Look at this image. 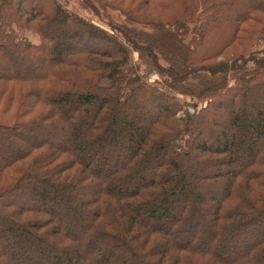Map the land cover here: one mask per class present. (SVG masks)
<instances>
[{
  "label": "trees",
  "instance_id": "obj_1",
  "mask_svg": "<svg viewBox=\"0 0 264 264\" xmlns=\"http://www.w3.org/2000/svg\"><path fill=\"white\" fill-rule=\"evenodd\" d=\"M25 1L0 0V54L6 61L0 66L10 68L15 63L17 67L29 60L36 66L23 73L12 67L10 73H0V85L9 86L0 92V145L27 141L25 133L33 127L66 135L70 144L35 141L0 158V219L9 218L16 226L5 227L6 237L29 239V243L22 241L21 248H28L29 254L34 250L68 255L67 251L77 250V264H264V236L233 256L223 255L232 249L227 241L238 242L245 229L264 222V147L252 150L247 165L227 174L216 172L212 180L202 176L209 188L220 179L227 183V190L214 199L211 230L203 234H209L206 245L199 243L203 232L196 219V209L205 206V195L194 185L191 172L214 161L235 163V139H225L223 147L198 141L199 126L212 112H226L231 125L240 128L237 107L248 102L260 119L259 135L264 136V107L251 102L253 95L264 90V26L257 28L259 21H254L264 5L249 6L237 15L227 45L203 51L208 38L226 24L224 8L240 0L227 5L224 0H178L182 12L164 21L147 14L145 28L132 26L140 22L130 15L131 7L122 8L113 0H70L80 7L73 9L62 0H30L23 10ZM155 1L139 0V9ZM111 11H119L124 20ZM67 25L108 48L67 57L56 50L58 43L51 35L56 27ZM19 28L35 32L40 40L21 35ZM242 31L240 51L218 60ZM165 35L175 36L183 48L185 57L180 61L169 56ZM135 51L137 61L132 59ZM51 53L56 56L49 58ZM152 73L159 76L155 82L148 80ZM178 93L194 99L192 115L187 110L177 116V111L186 110ZM30 96L36 97L31 105L26 101ZM5 97L18 101L16 113L9 104L4 114ZM137 100L161 105L159 112L145 111L149 124L142 131L137 126L142 117L136 115L134 121L124 117L125 109L138 106ZM203 100L207 106L200 108ZM119 121L124 130H116ZM161 127L167 131L162 128L159 134ZM135 129L139 142L127 161L102 174L108 159L122 147L123 133L131 136ZM87 150L92 154L82 156ZM152 160L155 174L145 178L144 169ZM90 186L95 188L91 196H75ZM55 191L69 194L62 202L54 199L60 208L64 204L65 219L73 213L88 218L78 232L65 231L59 211L47 205ZM26 193L42 205H24L13 198ZM159 202L166 205L162 208ZM177 203L179 213L170 222L151 224L160 211L169 217ZM146 208L147 217L141 218ZM182 233L189 237L178 243ZM45 238L54 242L45 244ZM83 245L100 248L86 255ZM16 254L0 246V264L12 263ZM61 260L49 264H61Z\"/></svg>",
  "mask_w": 264,
  "mask_h": 264
},
{
  "label": "rangeland",
  "instance_id": "obj_2",
  "mask_svg": "<svg viewBox=\"0 0 264 264\" xmlns=\"http://www.w3.org/2000/svg\"><path fill=\"white\" fill-rule=\"evenodd\" d=\"M62 1L70 9H73L74 6L79 7L77 3L74 1H70V0H62ZM224 1L226 2L225 4L227 5L231 0H224ZM29 2L30 0H26L23 3V10L28 8ZM113 2L117 3L122 8L131 7L130 15L132 17L139 18V22H140L139 24L132 23V26H135L138 28L146 27L145 21L149 20V18L145 16L147 14L153 15L155 17L160 16V18H157V19H161L164 21L165 19L175 16L179 11L182 12V9L180 8L178 0H158V1L153 2L148 7L140 6L141 9H139V0H113ZM231 2L229 3L228 7L224 8V10L222 11V15L224 16V21L226 24H223L219 27L220 32H218V34L208 38L207 47L204 48L203 51L204 50L206 51V49L213 50V48L221 45L222 43H223L222 45L224 44L227 45V43L229 42L227 38L229 37L231 29L237 20L236 19L237 15H241V13H243L244 10L246 11L249 6H252L255 4L264 5V0H240L236 3L234 2L231 3ZM45 7H48V5H45ZM111 13L114 14L119 19L124 20L125 18V16L121 15L119 11H111ZM87 15H88V12H87ZM254 21H259V23H257L258 24L257 28L259 27L261 28L262 26H264V12L257 13ZM247 25L248 23L243 25V27ZM70 27H72V25L61 26V27L58 26L54 29L53 32H51V35L55 37L58 43L56 50L59 52H64V55L66 56L69 54V56L67 57H72V56L78 57L82 55V53H85L88 50H91V49L98 50V49H103L104 47H106L105 44L99 45L96 42H92L91 40H88L84 32L72 30V28ZM18 30L20 31L21 35L23 36L25 35L32 41L36 42L40 40L39 35L36 34L35 32H30L28 30L21 29V28H19ZM242 35H243V31L239 33L238 35L239 38H236L234 42L230 46H228V48H226L225 51L227 52H225L224 55L219 57L218 60L219 59L224 60V57L227 55L228 52H229L228 57L230 58L232 54H236L240 51L241 49L240 47H242V45L238 44V42H239V39L242 37ZM163 39H164V42H166L164 47L168 48L167 50H168V53L171 59H174V61H180L183 58V56L185 57L183 48L181 47L179 43L175 41L176 39L175 36L165 35ZM69 46L70 48H68ZM170 46L173 47L172 51H171ZM55 56H56L55 53L49 54V58H54ZM132 59L134 61H137L139 59V54L136 51L133 52ZM230 60H232V58ZM0 64H6V61L1 54H0ZM15 66L16 64L14 63L13 66H11L12 69L20 73L36 69V66L30 60L22 65L20 64V65H17V67ZM11 67L9 68L8 65L3 66V67L0 66V73H10V71L12 70ZM158 79H159V76L157 73H152L151 75H149V78H148L149 82H155ZM34 85H37V84L35 83ZM8 87L9 86L1 84L0 92L3 91L5 88L9 90ZM15 93L18 94L17 89ZM263 94H264V90L262 91V93H257V95H253L251 102L254 103L255 106L264 107V101H262L261 99ZM176 96L178 97V100L180 101V103L182 102L186 108V110L181 109L177 111L178 112L177 116L179 117L184 116L187 110L190 113V115H192L195 111L194 107L192 106V103H194V99L190 95L183 94V93H178L176 94ZM26 101L27 102L29 101L31 105L36 101V97L30 96L28 97ZM207 102H208L207 100H203L202 102H200L199 107L201 108V107L207 106ZM9 104H12L11 111L13 113H16L17 108L20 106L18 101H15L10 97H5L3 102L1 103V105H4L5 107V108L3 107L5 111L4 114H6L7 111H9L7 109V106ZM136 104L138 106H132L133 107L132 109L127 108L124 110V113L126 115V116L124 115V117L128 121H134V117L136 115L138 117H142L140 119V123L137 124L138 128H140L142 131V130H145L149 124V120H148L149 114L145 113V111L146 112L154 111V113L159 112L161 110L160 109L161 105L159 102L154 101V100H150L149 102H146L145 100H137ZM237 109L242 119L240 128L235 127L234 125H231L229 121V117H227L226 115V112H217V115L216 114L214 115L213 112L210 113L208 117L206 116L205 122H202V124L199 126L198 141L202 144H207V145H212V146L214 145L215 147H218V146L223 147L225 139H235V147L233 149L235 163L231 164L228 161H226L225 163L219 165V163H216L214 161L208 165L200 166V168L199 166L197 168L195 167L191 171L192 173H194L195 178H196L194 185L195 186L199 185L200 188H198V190H202L205 195V198H204L205 206H202L201 209L200 208L196 209L197 211L196 219L200 221V225L202 227L201 233L203 232L202 235L200 236L201 238L199 242L201 245H206L209 240V234L206 235L207 237H204L203 234H205V230H207L208 233H210V230H211L209 221L211 219V216H213V212L215 210L214 208L215 204H217V201H215L214 199H218L219 196H221L227 190L226 181H223L220 179L219 182H217V184L209 188V186L207 185L205 186V183H204L205 179H203L202 176L204 175V177H207V176L211 177L209 179L212 180L213 179L212 175L216 174V172L220 171V172H225L227 174V172L232 169L247 165L250 161L252 150L255 149L257 145H262L264 147V136L259 135L260 133L258 132V128H257L258 123H260V119L258 118L257 114H255V111L251 109L250 104L248 102L241 104L239 107H237ZM214 116L215 118H218L216 122H214V120H211L213 119ZM143 118H145V120ZM208 118H211V119H208ZM219 121H220L219 123L220 126L218 124ZM116 126H117L116 127L117 131L124 130L121 128L123 124L120 121L118 125L116 124ZM162 128L167 131L166 127H161L159 128L160 130L159 134L163 132ZM135 131L136 133H134L131 136H127L128 135L127 133H123L124 137L122 136L123 137L122 138L123 142L121 145L122 147L113 156V158L108 159V163L102 168V170H100L102 174L105 171L113 169L118 163L121 164L127 161L129 157V152H131L134 146L136 145V143L139 142L138 140L139 132H137L136 129ZM25 134H27L26 136L27 141L18 142L17 144H11V145H4V146L0 145V158L4 156V154L6 153L10 154L12 152L14 153L15 151L22 150L25 147H27L26 146L27 144L33 143L35 141L48 140L50 143L53 142L57 145L65 144V143L70 144L68 142V139H66L67 138L66 135H63L60 133H53L51 129L33 127V128H30V130ZM78 141L80 140H76L77 143ZM91 152H92L91 150H87L85 152H82L81 154L84 157H88L92 154ZM224 159H227V158H223V160ZM154 164H155V160H152V162H150V164L145 167L144 175L142 176H144L145 178L154 176L155 174ZM214 180H216V178H214ZM138 183H134L133 185L135 186ZM37 186L39 187V189L42 188L41 184H38ZM126 187L132 188L131 185H126ZM94 191H95L94 186H90L88 189H84L81 192L76 193L75 196L79 199H83L85 197L91 196L94 193ZM194 191L196 192L197 190H194ZM55 193H56L55 195L50 194V199L47 202V205H49L51 208L55 207L59 211V214H60L59 219L62 220L63 229L65 231L72 232V233L78 232L86 224V222L88 221V218L83 217L80 214L73 213L72 216H69L65 219L64 218L65 212L63 210V208L65 207L64 204H63V207L60 208V204H58L54 199H58L60 202H62L63 199H67L69 194H65V193L62 194L56 191ZM13 198L16 199V201L19 202L20 204H24V205H32V206L42 205L40 204L38 200L36 201L35 199L31 198L30 193H26L23 195H17V196H14ZM159 204L160 205L163 204L161 206L162 208L164 205H166V203H161V202H159ZM179 205L180 204L174 206L173 204L172 208H170L169 217L167 218L163 217L162 215L163 212L160 211V213H158V215L155 218L151 219V222H152L151 224L153 225L163 224L164 225L170 222L173 216L179 213L178 212ZM147 210L148 209L146 208V210L143 209L141 211V215H140L141 218L147 217V214L145 212ZM5 227L16 229V226L10 223L9 218L5 217L3 219H0V246H3L4 248H6L9 252L18 253V255L16 254L15 260L10 264H49V263H56L58 259H62L61 264H77V262H80L76 254L77 250H72V249L66 252L68 255H62V254H56V253L52 254L50 252L37 253L34 250L31 252V254L26 253V250H28V248H26L25 251L24 249L21 250V248H23L22 247L23 242H28L29 239H26L25 237L24 239L20 237L8 238L6 237V234H5ZM228 235L232 236V234H228ZM262 236H264V222L260 224L259 223L255 224L253 227L245 229L243 235L241 234L238 242L227 241V244L230 245V248L232 249L228 248V250H226V252H224L223 255L233 256L237 252H241L245 250L248 246H250L252 242H254L257 238H260ZM187 237L189 236L188 235L185 236V234L182 233V235L179 236V238H177L178 243L183 242L185 239H187ZM49 241L54 242V240L50 238H45L44 240L45 244L48 243ZM45 244L44 245L40 244V246L44 248ZM96 246H99V245H96ZM98 248H100V246L95 247V246L90 245L87 247L83 245L81 250H84V253H86V255H90L94 251H96V249ZM19 253H21L22 255L21 254L19 255ZM80 255L82 256V253L79 254V256Z\"/></svg>",
  "mask_w": 264,
  "mask_h": 264
}]
</instances>
